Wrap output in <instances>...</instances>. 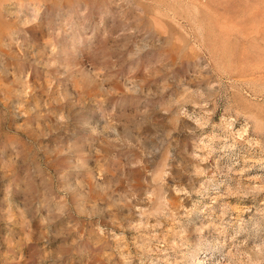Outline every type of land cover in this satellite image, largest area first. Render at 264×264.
Wrapping results in <instances>:
<instances>
[{
	"label": "rangeland",
	"instance_id": "1",
	"mask_svg": "<svg viewBox=\"0 0 264 264\" xmlns=\"http://www.w3.org/2000/svg\"><path fill=\"white\" fill-rule=\"evenodd\" d=\"M0 264H264V0H0Z\"/></svg>",
	"mask_w": 264,
	"mask_h": 264
}]
</instances>
